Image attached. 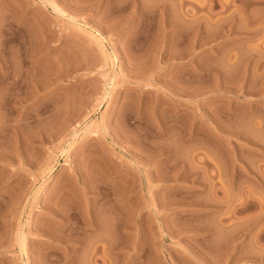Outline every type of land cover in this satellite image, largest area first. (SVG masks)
I'll return each instance as SVG.
<instances>
[{
    "label": "rangeland",
    "instance_id": "1",
    "mask_svg": "<svg viewBox=\"0 0 264 264\" xmlns=\"http://www.w3.org/2000/svg\"><path fill=\"white\" fill-rule=\"evenodd\" d=\"M0 264H264V0H0Z\"/></svg>",
    "mask_w": 264,
    "mask_h": 264
},
{
    "label": "bare ground",
    "instance_id": "2",
    "mask_svg": "<svg viewBox=\"0 0 264 264\" xmlns=\"http://www.w3.org/2000/svg\"><path fill=\"white\" fill-rule=\"evenodd\" d=\"M90 128H91V126L88 127V125H87V129H90ZM85 131H86V130H85ZM91 132H92V131H91ZM79 175H80V174H79ZM79 180H80V179H79ZM84 181H85V179H84ZM80 182L84 183L82 177H81V181H80ZM87 183H88V182H87ZM85 184H86V183H85ZM84 189H86V188H84ZM86 193H87V192H86ZM86 193H85V194H86ZM85 194H84V195H85ZM86 195H87V194H86ZM20 240H21V244H22V247H23V246L25 245V238H24V236H21Z\"/></svg>",
    "mask_w": 264,
    "mask_h": 264
}]
</instances>
